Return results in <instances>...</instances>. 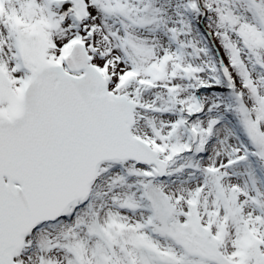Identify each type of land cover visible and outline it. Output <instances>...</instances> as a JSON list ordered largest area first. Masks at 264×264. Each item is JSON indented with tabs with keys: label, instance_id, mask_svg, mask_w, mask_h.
<instances>
[{
	"label": "snow or ice",
	"instance_id": "snow-or-ice-1",
	"mask_svg": "<svg viewBox=\"0 0 264 264\" xmlns=\"http://www.w3.org/2000/svg\"><path fill=\"white\" fill-rule=\"evenodd\" d=\"M0 264H264V0H0Z\"/></svg>",
	"mask_w": 264,
	"mask_h": 264
}]
</instances>
